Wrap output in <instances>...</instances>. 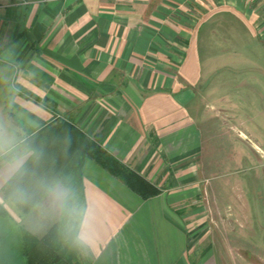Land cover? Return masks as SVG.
I'll list each match as a JSON object with an SVG mask.
<instances>
[{
	"label": "crops",
	"instance_id": "0c3cea01",
	"mask_svg": "<svg viewBox=\"0 0 264 264\" xmlns=\"http://www.w3.org/2000/svg\"><path fill=\"white\" fill-rule=\"evenodd\" d=\"M224 17L264 39V0H0L12 123L0 152V264L56 255L33 246L54 227L50 245L65 241L70 264L80 250L85 264H227V251L264 264V225L250 224V204L225 215L209 202L204 127L190 109L207 64L218 63L208 45ZM88 144L160 193L137 194ZM208 223L229 225L230 237L213 240Z\"/></svg>",
	"mask_w": 264,
	"mask_h": 264
},
{
	"label": "rangeland",
	"instance_id": "374dc122",
	"mask_svg": "<svg viewBox=\"0 0 264 264\" xmlns=\"http://www.w3.org/2000/svg\"><path fill=\"white\" fill-rule=\"evenodd\" d=\"M261 36L253 35L238 20L224 17L218 21L216 36L211 46L208 45V54L212 51L218 54L216 58L213 56L218 63L207 64V78L197 83L190 96L192 116L197 126L204 127L201 163L205 168L209 202L218 203L220 213L225 215L234 202H248L250 224L255 226L261 222L264 225V208H260L261 204L264 206V39ZM10 88V83L0 79V152L7 147L4 142L9 139L7 134L12 125L6 113L10 98L6 91ZM205 90L207 95L203 93ZM216 227L208 223L202 232H212L210 237L217 241L222 233L230 237L229 225L222 231ZM259 242L264 251V239ZM60 243L61 249L65 241ZM75 251L78 250L73 248V256ZM79 252L81 256H75L79 259L72 257V261L85 264L87 257L83 251ZM232 258L246 264L239 255L232 256L227 251L226 263L231 264Z\"/></svg>",
	"mask_w": 264,
	"mask_h": 264
},
{
	"label": "trees",
	"instance_id": "16d2710c",
	"mask_svg": "<svg viewBox=\"0 0 264 264\" xmlns=\"http://www.w3.org/2000/svg\"><path fill=\"white\" fill-rule=\"evenodd\" d=\"M88 147L84 148V151L90 158H92L98 165H100L103 169L111 173L113 176L122 180L126 185H128L132 190H134L137 194L144 198H149L150 196H155L160 193V191L154 187H152L143 177L138 175L137 173L128 169L125 165H123L118 159L114 158L108 152L103 150L97 145L88 144ZM22 172L18 173V175L14 178V180L19 179L21 177ZM0 214H5V211L0 208ZM57 233L56 227H54L43 239L35 240L34 247H39L40 245L47 246L49 250L51 249L52 253L54 252L56 255L49 254L44 255L40 258L39 261H33L35 257L31 256V264H70L69 258L64 255V252H59V248H53L50 245L52 239ZM75 234L73 235V241H75ZM34 262V263H33Z\"/></svg>",
	"mask_w": 264,
	"mask_h": 264
}]
</instances>
